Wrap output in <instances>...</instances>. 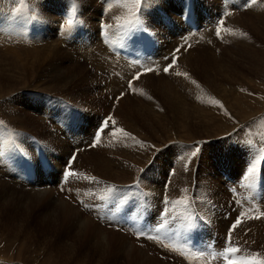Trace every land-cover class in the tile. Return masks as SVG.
<instances>
[{"label": "rangeland", "instance_id": "obj_1", "mask_svg": "<svg viewBox=\"0 0 264 264\" xmlns=\"http://www.w3.org/2000/svg\"><path fill=\"white\" fill-rule=\"evenodd\" d=\"M12 1H15V3ZM194 1V7H196V25L198 28L186 26V24L181 20V14H186L185 0H147L146 4L149 6L143 3L141 6H139L138 9L133 6V0H4L7 5L0 8V23L3 27H9L12 30L15 29L18 32L19 36H30L32 37V40L37 42L30 43L27 48L33 47V49H41L44 48L45 45H47L49 42L57 40L64 43L61 46L65 51L69 49L77 52L76 48L70 46L69 44L74 45L81 43L82 41H86L87 33H91L90 41L94 42L97 37L100 38V24L106 29H112L116 25L123 24V22L128 19L141 21L144 25L143 28L132 29L131 31L126 30V36L136 32L149 33V29L151 33V41L153 42V44H155L149 48L150 53L148 54L149 56L147 55L148 64L143 62L140 66L132 63V65H135L136 67H138V69L135 72L130 73L128 75V78L125 77V74H123V79H125L124 82L126 86L125 92H127L126 84L128 82V79L131 76L133 78V76L137 73H141L140 77L145 76L141 79H145L148 84H140L138 88H135L133 82V91L130 94H126L119 101L112 99L115 97H119L120 95L116 96V94H113V91L115 90V84L111 85V82L114 81L111 75H106V71H104L100 66L98 67V73H96L97 68L94 63L89 62L90 60L83 61L85 57L83 56L82 58L81 55L79 56V59L82 58L81 64L83 66V70L88 74L96 75V79L94 81H91L88 78V82H84L85 79L82 76H78L80 77L79 79L77 75V79H74V75L77 73L72 72L70 69L74 65V62L69 59H61V61L56 62L54 66L57 69L58 73L62 74V81H55L56 71L52 70V65L44 64L43 67L39 66L35 68L36 74L32 80L31 76H29L26 83H32H30L28 87L10 94V96L5 99L14 101L17 98L18 101L24 103V106L20 102H13V104H18L20 107L24 108L26 107L25 109H27L28 111V117H31V115L32 117H34L35 115L36 118H40L41 120H43L42 123L46 121L47 126H49L50 128L49 132H47L44 129V126L41 124L43 131H41V133H38L34 130L24 128L19 123L20 118L18 117L16 118V122L18 123V125H15L13 122H11L9 126V122L0 120L3 121L2 132H6V129L9 126L11 128L10 132L15 136L9 137V139H7L0 146V200L2 201L3 197H7L8 202H11L7 207L11 209L13 207L17 210V214H6L2 212L4 222L3 224L6 225V229L0 227V234L3 236L6 233L7 236L9 234L14 237V231H10V229L14 227L15 229H17V231L22 228L23 232L32 231L33 234V237L30 236L31 238H29L28 240L22 238L24 234L20 233L21 238L16 239L17 241H15L14 247H10V251L12 250L11 252L14 254L13 257H18L19 255V257L22 258H35L34 260H39L42 259L44 255H46L45 253L49 250L51 251L50 254H54V256L56 257L59 256V259L61 258V263L63 260H69V264H77L76 260H83L85 257V260H90V257L94 256L92 260H96L97 262H99L98 264H104L105 262V264H126V258L124 256H121L119 253L114 252L112 246L113 242H111L110 238L111 235L107 232L114 230L118 233L121 231L127 233L130 237L129 238L124 234L127 237V241L131 243L132 241H134L136 246L140 249L147 250L148 248H151L154 251L157 250L156 252H158L159 255L151 251L155 255L153 260H159L163 262V258H161L160 256L162 254V256L174 260L177 264H210L209 261V263L206 262V259H195L191 262L183 261L179 259V256H175L176 253L174 251H171L170 249L166 250L165 246H158L145 239H136L125 229L119 228V226L116 227L113 224H111V226L102 225L97 219L96 222H98L102 226L96 224L95 222L94 223L98 227L106 231L107 246L102 245L101 249L97 250L98 252L102 251V255H99L98 252L94 253L93 250L91 252L87 251L88 249L87 245L84 242V239L85 237L90 235L89 232L91 231V228L87 230V226H84V228L82 229L81 227H79V225L72 223L76 222L78 224V220L73 218L71 215L70 217L65 216L62 209L54 207L52 205L51 197L54 195L55 198H62L66 200V202L69 203V205L76 211L80 212L82 216H85L92 221L94 217L90 213H87V211H85V208L78 204L79 201H76L73 197L80 196L79 199H82L84 201V204L94 206V203L91 201V199L95 195L94 192L96 191V194H100L99 196H101L103 193H108V191L105 190H108V188L112 185H116V183L123 185L120 190V194H122V192L126 189V184L136 183L137 181H140V185H143L148 191L153 201L156 212L158 210L159 213L164 207L162 201L164 198L163 194H165L164 184L166 182H168V189L166 194L171 200L172 198L178 199L183 195H187L189 197L192 193L195 197L196 204L200 205V203H204L207 200V204L209 209L211 210L212 216L207 209L205 214L207 215L208 219L206 220L207 225H204V228L210 232H217L219 235H221L220 237L223 239L222 244L225 241H228L229 231H227V228H230L241 211H245L244 207L249 210V215L253 213L252 210L248 208L249 203L246 202L244 206L240 205L243 203V201H240L238 199L235 200V197L229 191V187L230 185H236L234 187H238V184H235V179L237 173L244 167L243 161L248 167L250 162H252L253 160V155L249 154L246 149H241L240 147H238V142L245 138H248L253 142L258 143L260 136H264V65H260L259 56L254 54V59L256 64L258 63V67L254 70V72H251L249 70L250 64L246 61V58H250L249 55L246 54L244 57V54L238 49L236 50L234 47H230V44H224V29H227L225 25L228 21H230L228 22L230 23V27L228 23L227 25L229 28L228 30H230L229 32H232L231 27L235 28L236 19L239 16L244 17V13H252L251 11L253 9L254 17L257 13V18L255 17V23L259 27H257L256 24L253 29H251L250 27H246L244 28V33L247 31V36L252 38L254 37V40L257 38L258 40L256 39L255 42L262 44V52H264V40H262L264 39L262 38L264 37V33L259 34V32H264V28H261V24L259 23V14L261 17H264V0H257L255 4H252L251 0ZM12 3L14 5H12ZM256 6L258 9L259 6H261L262 12H256L254 9L256 8ZM28 14L31 20H28ZM232 16L234 17L232 18ZM230 17L232 20H230ZM69 18H74V20L80 18L81 20H79L82 21L83 25H85L86 27L75 26V28L79 31H76L75 34L71 37L69 33V26L66 24V21ZM221 21H223V24L220 23ZM62 25L64 26L62 27ZM84 28L85 31L83 32L82 30ZM218 28L221 29L219 36H217L216 34ZM121 29L122 28L118 27L117 32L115 33L116 36L114 35L113 39H117L120 37ZM249 30L251 31V33L249 32ZM249 34L252 36H250ZM3 35L4 34H2V39L5 41V39H7V36L4 35V39ZM38 40H43L44 42H38ZM66 40L69 41V44H65L67 42ZM79 40H81V42H79ZM5 43L7 44L6 41ZM23 43L24 42L13 40L12 47L15 48V45L21 46L23 45ZM222 45L226 46L224 47L226 49V53L224 55H222V50L224 49ZM178 46L180 47V51L174 52V49H176ZM0 48V55L2 58H4L6 55L3 53H6L4 52L6 50L2 49V45H0ZM184 48L187 50H185ZM18 49L22 50V48ZM82 49H84V47ZM92 50L95 54L98 55L100 61H106V59L108 58V53L105 52L104 54L103 51H101V53L97 52L99 50H96L94 48H92ZM183 50L187 52H183ZM190 50H193L192 55H196V57L200 60L206 59L203 63H206L204 67H207L209 73L202 70V68H204L202 65H198L199 67L196 68L200 72H197V70L194 69L195 65L193 66L192 70L197 74L195 78V91L197 92L193 91L192 89H187L186 91L191 92L187 93L186 95L176 87H174L173 93H176V98L179 99L180 102L184 103V116L182 113L178 116H175L168 109L166 102L159 96V94L156 93L157 91L154 89V87L152 85H149L152 80H159L161 77L166 78V74H163L162 76L157 75L163 71V68L159 70L154 69V71L150 73H144L143 70L146 68H151L152 66L150 65L155 63L154 60H158L163 57L161 56L162 54H164L165 56L167 52H171L172 56L176 57V63H174L172 69L174 70L178 65V62H180L179 60L182 55H186L183 57L184 59H186V53H188ZM180 52L181 55L179 56ZM202 52H204V54H202ZM78 54L80 53L78 52ZM207 54L212 58V61H209L205 57ZM29 59L31 62L36 61L35 58L29 57ZM78 62L79 61H77V63ZM91 64L93 65V67H91ZM245 67H247V69ZM99 68H101V70H99ZM5 72L10 76L15 72H19V78L16 79H22V77L26 73V71L24 70H6ZM260 72L262 74H260ZM200 73L202 75H200ZM105 75L108 78L107 81H105L106 79L103 78ZM81 80L83 82H81ZM253 81L256 82L254 83ZM258 82L261 84H259ZM55 83L56 85H54ZM22 85L23 83L20 84V86ZM178 85L180 84L178 83ZM36 86H39L40 88L44 87L45 90H40ZM48 86L51 89L49 90L50 92L46 89ZM105 88L109 90H106ZM148 90L151 92H149ZM194 92L196 93V98L201 100L191 99V95H193ZM201 92H207L206 95L212 98V104L210 103L212 107H217L214 106L213 102L215 100H219L223 104V108L218 107L217 110H214L210 108L211 105H205L202 101V97L200 98L199 96ZM37 93H43L46 97V102H44L42 106H39L37 100L34 98ZM229 94L230 96H228ZM55 95L66 97L67 101L79 106L82 110L81 117L77 121H75V119L67 118L66 113L63 110H61L60 112H56V106H60L59 104H56L54 106L53 111H51L49 108L47 109L45 105H48L50 96ZM101 95H103L104 98H102ZM235 96L236 98H234ZM256 96L261 97L259 99H255ZM100 97L104 104L100 100ZM172 97L174 98V95ZM127 98H129L127 104H123L127 113L124 115L122 114V112L121 114L117 115L116 110L122 107V101L126 102L125 99ZM238 99L242 103H235V100ZM252 100L254 103L252 102ZM198 101H201L200 105ZM223 101H225L224 103L226 104H224ZM111 102L112 111H109V113H107V116L111 115L113 117V120L115 121V128H123L125 131L131 133L132 137H135V140L139 139L140 141L147 142L148 145H155L157 149H161L159 153H155L153 149L147 147L140 149V147L136 145L135 140L132 139V137L124 138L123 136H121L122 134L120 135L119 133H117L118 135H114L115 139H118L119 141L121 140V142L125 143L120 147V150L117 149V147V151L115 149H112L111 145L110 147L105 148L103 147L101 140L103 139V137H109V135H113L111 131L109 132V130L106 129L104 130V132H107V136L103 133L102 137L100 138V143L97 146L91 147V151H84L78 154V147L85 146L83 148H86L87 146L82 145V141L85 139V137H90L89 133L84 134L82 132L89 131L92 132V135L94 134L97 126L101 123L102 118L107 117L105 113L107 111L105 108L109 106ZM31 104L33 105L31 106ZM97 105L103 106L98 107ZM206 106H208V108ZM229 106L231 107L229 108ZM15 108L18 109V106H16ZM247 108L248 110H246L245 114L243 110ZM104 109L105 112H103ZM225 111H229L235 119H233V117H231L230 115L231 119H233L231 120L229 115H225ZM21 113H19L18 115L22 116L23 118L24 114ZM44 113H49V117L45 118L43 116ZM18 126L23 127V129L19 128ZM72 126L74 128L69 130V127L72 128ZM224 127L227 128L224 129ZM233 129H240V131L231 136H228L229 133H233ZM50 131L53 132L52 134L56 136H58L57 134H59L60 138H58L62 141V147L61 144L53 138V136L50 134ZM66 131L71 132L66 133ZM174 132H176L177 135ZM179 132H186L185 135L191 134L192 139L190 141L179 139ZM213 132H216L217 135H213ZM32 134L38 136V138L42 142L49 145L45 150V153L52 164V169L49 172H44L40 168L38 161L34 155L33 147L30 144L32 140L28 142L26 138L31 136ZM82 134H84L85 137ZM140 136L142 138H140ZM72 138L74 140H72ZM13 141L15 143H13ZM91 141V143H89V139H86L84 141V144L92 145L94 139H92ZM132 141L134 142V144ZM197 141H203L206 143L202 144L198 158H192L191 162L189 163V154L193 150L191 146L194 145ZM79 142H81V144ZM186 145L190 147H187ZM17 147L24 150V152L31 159L32 166L35 167L33 168L34 178L30 182L19 181L9 175V172H12L17 166V163L14 164V160L12 159L14 156L18 155L21 152L17 150ZM182 148L185 149L186 153L185 151L183 152L184 149ZM127 149L128 152L126 151ZM97 152L103 155L105 161L112 167L113 170L117 171L116 173H113L112 171H106L105 174H101L99 164L96 163L92 159V157L88 160H84V158H82L83 154H85V156L86 154L95 155ZM71 155L75 156L73 166L76 171L78 170L80 173H83L85 175L95 176L97 177L98 181L102 182L96 184L90 182L92 186V193L91 189L87 187V182L84 181L85 183H83L82 181H80V179L74 180L69 183V185L71 186V190H73V192L70 190L71 194L70 192H68L69 195L67 194L66 186H64L63 192L60 190L61 186L63 185L61 182V175L63 173L65 165L67 164L68 158ZM77 155H79L81 159L76 162ZM260 158H262V155L257 154L256 160L258 161V159ZM82 161L83 165L80 166V163ZM150 161H152L151 164L149 163ZM183 162L187 164V170H180L181 177L175 178L174 176L176 174L178 175L177 171L180 167H182ZM173 167L175 168L174 173L169 175V172ZM142 168L145 169L143 173H141L140 171V169ZM229 169L231 170V174L233 175L232 178L234 179H229L228 176H226V174H229ZM182 174H185V176H187L185 177ZM203 174L205 178L208 177L209 181L212 182V184L215 182L213 180H210V177L212 176V178L217 179L218 185H215L219 188L218 190L222 194L221 198L215 199V196L211 194V187L210 185L209 187L206 186ZM48 176L53 177V181L51 184L50 180L47 179ZM182 176L184 178L190 179L189 181L185 180L186 184L183 187V189H188L187 193H183L181 191L182 188H180L179 186L182 184L181 181L184 179ZM78 182L83 183V186L85 187L84 189L81 188L83 191H81L80 187L75 186ZM195 183L196 186L193 189V184ZM153 185L155 187H153ZM174 187H178L182 193H180L178 189ZM158 189L160 190L158 191ZM161 189L163 190L161 191ZM46 190L51 191L52 193H48L41 200L35 198L36 195L38 197V195L40 194L39 192ZM176 192L178 193L176 194ZM220 193L218 192L217 195L220 196ZM177 195H179V197ZM99 196H95L94 199L98 198ZM236 201H239L241 203L238 204L236 203ZM104 205L105 204L102 203V206ZM94 208L97 209L96 207ZM214 216L217 219L216 229L213 226V224L215 223ZM222 222L226 226V228L224 229L217 225L220 223L222 225ZM40 223L43 224V226ZM261 223H264V220H260L256 224L244 223L242 225L243 232L241 231V227H239L236 231L232 232L231 238L236 240L238 238L240 240L241 236L243 239L250 243H244L241 242V240L237 241L240 243H244L245 249L247 247H251L253 253H258L260 257L261 254H264V226L259 225L261 227V230L259 232H255L254 228ZM49 225H55V227H50ZM239 231H241L242 233H238ZM12 240L13 239L11 238L5 241L0 240V245H2L0 246V249L5 244L8 246L12 242ZM61 242H63L64 245H71V257H65L64 259L59 254L57 256L58 252L55 248L56 246L60 245ZM148 243L154 245V247H150ZM224 245H226V243H224ZM20 248H23L24 250H19ZM136 251L139 250L136 249L135 252ZM82 253H85L86 255ZM146 254L148 255L147 251ZM159 256L160 258H158ZM0 262L3 264H14L15 261L13 262L6 258L0 257ZM166 264L171 263L168 262Z\"/></svg>", "mask_w": 264, "mask_h": 264}, {"label": "bare ground", "instance_id": "obj_2", "mask_svg": "<svg viewBox=\"0 0 264 264\" xmlns=\"http://www.w3.org/2000/svg\"><path fill=\"white\" fill-rule=\"evenodd\" d=\"M12 2H14L15 3V1H12ZM146 4V3H145ZM144 4V5H145ZM149 4V3H148ZM7 5V3H5L4 2V0H0V8H2V7H4V6H6ZM12 5H14L13 3H12ZM26 5V4H25ZM123 5V4H122ZM147 5V4H146ZM154 5V4H153ZM8 6H9V4H8ZM147 6H149V5H147ZM152 6V5H151ZM125 7V6H124ZM154 7V6H153ZM16 8V7H15ZM129 9V8H128ZM255 9V11L257 12H262V10H261V6H259V9L257 8V6H256V8H254ZM1 10V9H0ZM27 10V9H26ZM3 11H4V9H3ZM245 11V10H244ZM248 11H251V10H248ZM146 12V11H145ZM149 12V11H148ZM239 12H240V10H239ZM238 12V13H239ZM247 12V11H246ZM252 13H250V12H248V13H244V17H238L237 19H236V26H235V28H233V27H231V29H232V32L233 31H236V32H244V28H246V27H250L251 29H253V27L255 26V21H256V19H255V17L257 18V13L255 14V17L253 16L254 15V12H253V9H252V11H251ZM5 14V13H4ZM240 14H241V12H240ZM234 15V14H233ZM238 15V14H237ZM117 16V15H116ZM242 16H243V14H242ZM107 17V16H106ZM127 17V16H126ZM234 16H232V18H233ZM27 18H28V20H31V18L29 17V14L27 15ZM122 18V17H121ZM229 18V17H228ZM259 18H260V20H259V23L261 24L260 25V27L261 28H264V17H261L260 16V14H259ZM226 19V18H225ZM110 20V19H109ZM229 20V19H228ZM227 20V21H228ZM230 20H232L231 19V17H230ZM10 22H11V20H10ZM228 22H230V21H228ZM227 22V23H228ZM232 22V21H231ZM227 23H226V27H227V29H229L228 28V25H227ZM234 23V22H233ZM232 23V24H233ZM258 23V24H259ZM229 24V27H230V23H228ZM11 25V24H10ZM14 25V24H13ZM257 25V24H256ZM257 27H259L258 25H257ZM226 29V28H225ZM259 29V28H258ZM194 30H196V29H194ZM28 31V30H27ZM259 31H261V30H259ZM224 32H225V34H224V37H225V39H224V44H230V47H234L236 50L238 49L239 51H241L243 54H244V57H245V55L247 54V55H249V57L250 58H246V61L250 64V71L251 72H254V70L255 69H257V64H256V62H255V59H254V54H256V55H258L259 56V61H260V65L262 66V64L264 65V52H262V44H259V43H256L255 41H256V39L254 40V37L252 38V37H249V36H240L239 34H237V35H232L231 34V32H229V31H225L224 30ZM249 32L251 33V31L249 30ZM245 33H247V31L245 32ZM264 32H259V34H263ZM2 34H4V35H6L7 36V39H5V36H4V39H5V41L7 42V44H9V45H7L6 43H5V41L2 39ZM257 34V33H256ZM250 35V34H249ZM116 36V35H115ZM250 36H252V35H250ZM260 36V35H259ZM264 36V35H263ZM32 37H30V36H19V34H18V32L14 29V30H12L11 28H9V27H3L2 25H1V23H0V42H1V44L0 45H2V49H5L6 51H4V52H6V53H3V54H5L6 56L4 57V58H2L1 57V55H0V120H3V121H7V122H9V126H10V124H11V122H13L15 125H18V123L16 122L17 120H16V118L18 117V118H20V120H19V123L24 127V128H27V129H31V130H34V131H36V132H38V133H41V131H43L42 129V125L44 126V129L47 131V132H49V130H50V128H49V126H47V122L45 121L44 123H42L43 122V120H41L40 118H36V116L34 115V117H32V115H31V117H28V114H27V109H25L24 107H20L18 104H13V102H17V103H19L20 101H18V99L16 98L14 101H12V100H10V99H8V100H5L7 97H9L10 96V94H12V93H14V92H16V91H18V90H21V89H25L26 87H28L29 86V84L30 83H32V82H28V83H26V81L28 80V78H29V76H31V80L35 77V74H36V70H35V68L36 67H39V66H44V64H49V65H52V70H55L56 71V75H55V81H58V80H63V76H62V74L61 73H58V71H57V69L55 68V66H54V64L56 63V62H60L61 61V59L62 60H64V59H69V60H71L72 62H74L73 64V66L70 68L71 69V71L72 72H76L77 74H75L74 75V79H77V77L78 76H82L84 79H85V81L84 82H86L87 80H88V78L91 80V81H94L95 79H96V75H92V74H88V73H86V72H84V70H83V66H82V64H81V62H82V58H83V56L85 57L84 59H83V61L84 60H86V61H89V62H91V63H94V65L96 66V68H97V70H96V73H98V67L100 66L104 71H106V75H108V76H110L111 75V77L113 78V82H111V85H113V84H115V90L113 91V94L115 95L116 94V96L118 95H120L122 92H125V89H126V86H125V82H124V80L125 79H123V74H125V77H127L128 78V75L130 74V73H133V72H135L137 69H138V67H136L135 65H132V63L130 62V61H127V60H124V59H122V58H118V57H116L113 53H111L108 49H107V47H105L103 44V42H102V40H100V38L99 37H97L96 39H95V41L94 42H92V41H89V42H87L86 43V41H82L81 43H78V44H74V45H72V44H69V41H67L65 44H69L70 46H72V47H74V48H76V50H77V52H75V51H72V50H64L63 49V47L61 46L62 44H64L63 42H60V41H57V40H53V42L51 41V42H49L47 45H45V47L44 48H41V49H39V48H37V49H33V47H31V48H27V46L30 44V43H34L35 41L34 40H32L31 39ZM262 38H264V37H262ZM34 39V38H33ZM118 39V38H117ZM216 39V38H215ZM13 40H15V41H21V42H24L23 43V45H21V46H17V45H15V48L14 47H12L13 46ZM114 40H116V39H114ZM258 40V39H257ZM262 40H264V39H262ZM41 42H44L43 40H40ZM39 40H38V42H40ZM259 42H260V40H259ZM35 43H37V42H35ZM205 43V42H204ZM262 43V42H261ZM174 44V43H173ZM189 44V43H188ZM202 44V43H201ZM206 44V43H205ZM264 44V43H263ZM153 45H155V44H153ZM182 46V45H181ZM212 46V45H211ZM220 46V45H219ZM84 47V49H82ZM222 47L224 48V47H226V46H223L222 45ZM18 48H22V50H20V49H18ZM92 48H94V49H96V50H99V51H97V52H100L101 53V51H103L104 52V54H105V52L106 53H108L109 55H108V58L106 59V61H100V59H99V57H98V55L97 54H95L94 52H93V50H92ZM183 48V47H182ZM1 49V48H0ZM185 49V48H184ZM24 50V51H23ZM185 50H187V49H185ZM210 50V49H209ZM1 51V50H0ZM181 51H182V49H181ZM223 52H222V55H224L225 53H226V49L224 48L223 50H222ZM78 52L80 53V54H78ZM183 52H187V51H184L183 50ZM205 52V51H204ZM204 52H202V54H204ZM1 53V52H0ZM24 53V54H23ZM220 53V52H219ZM2 54V55H3ZM103 54V53H102ZM183 54H185V53H183ZM187 54V57H186V59H184L183 57L184 56H186V55H182V57L180 58V62H178V65L176 66V68L174 69V70H170L171 72H172V74L170 75V76H167L168 74H166V78H163V77H161L159 80H152L151 81V83H149V85H152L153 87H154V89L157 91L156 93L157 94H159V96L166 102V104H167V106H168V109L170 110V112H172L173 113V115H175V116H178L179 114H183V116H184V110H183V108H184V103L183 102H180V100L179 99H177L176 98V93H173L174 92V87H176L178 90H180L183 94H186L187 95V93H190V92H188V91H186L187 89H192L193 91H195V85L196 84H193L192 83V81L193 80H195V78H196V76H197V74H196V72H194L192 69H193V66L195 65V68L194 69H196V68H198L199 66L198 65H202L203 67H204V65L206 64V63H203L204 62V60H206V59H199V58H197L196 57V55H192L193 54V50H190L188 53H186ZM242 54V55H243ZM24 55H26V56H24ZM81 55V59H79V56ZM181 55V52L179 53V56ZM161 56H163V57H161L160 59H158V60H154V62L155 63H153V64H151L150 66H152L151 68H153V69H161V68H163V67H165V66H167V64H169V63H171L172 62V60H171V57H172V53L171 52H167L166 53V55L164 56V54H162ZM29 57H31V58H35L36 59V61L35 62H31L30 61V59H29ZM165 57H169V59L168 60H166L165 59ZM209 61H212V58L210 57V56H208V54L205 56ZM224 58V57H223ZM147 59L148 58H145V61H144V63H146V64H148V61H147ZM66 61H68V60H66ZM77 61H79L78 63H77ZM176 63V62H175ZM91 67H93V65L91 64ZM201 67V66H200ZM101 68H99V70H101ZM246 69H247V67H245ZM6 70H11V71H16V70H24V71H26V73L24 74V76L22 77V79H16V78H19V72H15L13 75H9L8 73H6L5 71ZM197 70V72L199 71L198 69H196ZM202 70H204L205 72L207 71V73H209L208 72V69H207V67H204V68H202ZM201 70V71H202ZM220 70V69H219ZM176 71H180V72H187L188 74H189V77L188 78H183V77H178V76H176L175 75V72ZM216 71V70H215ZM61 72H62V70H61ZM82 72V73H81ZM200 72V71H199ZM203 72V71H202ZM207 73H203V74H207ZM163 74H165L163 71L161 72V73H159V74H157L158 76H162ZM260 74H262L261 72H260ZM76 75H77V77H76ZM106 75L103 77L104 79H106L105 81H107L108 80V78L106 77ZM200 75H202L201 73H200ZM264 75V74H263ZM262 75V76H263ZM115 76V77H114ZM206 76H208V75H206ZM145 76H143V77H140V79L137 81V80H134L133 82H134V87L135 88H138L139 86H140V84H145V83H147L146 82V80L145 79H141V78H144ZM259 77H260V75H259ZM79 79H80V77H78ZM115 78V79H114ZM209 78H210V76H209ZM258 78V77H257ZM64 79H65V77H64ZM132 79V76L128 79V81L129 80H131ZM261 79V78H260ZM264 79V78H263ZM30 80V81H31ZM61 80V81H62ZM200 80V79H199ZM38 81V80H37ZM112 81V80H111ZM43 82V81H42ZM41 82V83H42ZM81 82H83L82 80H81ZM88 82V81H87ZM90 82V81H89ZM254 82V81H253ZM256 82V81H255ZM254 82V83H255ZM23 83V85L22 86H20V84H22ZM25 83V84H24ZM178 83L180 84V85H178ZM259 83V82H258ZM88 84V83H87ZM148 84V83H147ZM259 84H261V83H259ZM54 85H56V83L54 84ZM127 85V84H126ZM204 85V84H203ZM203 85H201V86H203ZM209 85V84H208ZM212 85H213V82H212ZM20 86V87H19ZM260 86V85H259ZM31 87V86H30ZM36 87H38L40 90H45L44 89V87H42V88H40L39 86H36ZM112 88V87H111ZM205 88H206V86H205ZM47 89V91H49V90H51L50 88H49V86L46 88ZM106 90H109V89H107V88H105ZM139 90V89H138ZM231 90V89H230ZM149 91V90H148ZM211 91V90H210ZM50 92V91H49ZM102 92H104V91H102ZM101 92V93H102ZM149 92H151V91H149ZM195 92H197V91H195ZM194 92V94L193 95H191V99H197V100H201V99H198V98H196V93ZM232 92V91H231ZM235 92V91H234ZM233 92V93H234ZM237 92H238V90H237ZM240 92V91H239ZM243 92V91H242ZM245 92V91H244ZM207 93V92H206ZM206 93H204V92H201V94L199 95L200 96V98L202 97V101L204 102V104L205 105H211L212 103H211V100H212V98H210V97H208L207 95H206ZM232 93V94H233ZM43 94V93H42ZM113 95V96H114ZM174 95V98L172 97ZM257 95V94H256ZM264 95V94H263ZM179 96V95H178ZM210 96V95H209ZM228 96H230V94L228 95ZM262 96V95H261ZM260 96V97H261ZM21 97V96H20ZM101 97L102 98H104L103 97V95H101ZM101 97H100V100H101ZM198 97V96H197ZM215 97V96H214ZM260 97H257L256 96V98L255 99H259ZM24 98V97H23ZM45 95L43 94V95H40V96H37V97H35V99L37 100V102H38V105L39 106H42V104L44 103V102H46V100H45ZM225 98V97H224ZM234 98H236V96L234 97ZM32 99V98H31ZM107 99H108V97H107ZM113 100H114V98H112ZM128 99L129 98H127V99H125V101L126 102H124V101H122V103H121V108L120 109H117L116 110V114L117 115H119V114H121L122 112V114H126L127 112H126V110H125V108H124V106H123V104L124 105H126L127 104V101H128ZM228 99V98H227ZM241 99V98H240ZM48 100V99H47ZM196 100V101H197ZM223 100V99H222ZM234 100V99H233ZM102 101V100H101ZM109 101V100H108ZM195 101V102H196ZM31 102V101H30ZM103 102V101H102ZM189 102V101H188ZM199 102V105H200V103H201V101H198ZM225 101H223V103H224ZM252 102H253V100H252ZM257 102H259V101H257ZM21 103V102H20ZM194 103V102H193ZM211 103V104H210ZM235 103H237V104H239V103H242V102H240L239 101V99L238 100H235ZM249 103V102H248ZM254 103V102H253ZM261 103V102H260ZM23 106H24V103H21ZM100 104V103H99ZM103 104H104V102H103ZM196 104V103H195ZM224 104H226V103H224ZM256 104V103H255ZM262 104V103H261ZM33 104H31V106H32ZM230 105V104H229ZM264 105V104H263ZM16 106H18V109L17 108H15ZM29 106V105H28ZM98 106V105H97ZM100 106V105H99ZM98 106V107H99ZM101 106H103V105H101ZM100 106V107H101ZM37 107V106H36ZM202 107V106H201ZM207 108H208V106H206ZM210 107V106H209ZM231 106H229V108H230ZM30 108V107H29ZM105 108V107H104ZM210 108H212V109H214V110H217L218 109V107H212V105H211V107ZM234 108V107H233ZM102 109H103V107H102ZM105 109H106V111L107 112H105ZM104 109V111L103 112H105L106 113V116H107V113H109V111L111 112L112 111V102L109 104V106H107L106 108ZM240 109V108H239ZM258 109V108H257ZM29 110V109H28ZM203 110V109H202ZM228 110H231V109H228ZM246 110H248V108L247 109H244L243 111H244V113L246 114ZM31 111V110H30ZM250 111V110H249ZM23 113L24 114V117L22 118V116H20V115H18L19 113ZM216 112V111H215ZM252 112V111H251ZM21 113V114H22ZM227 113H229L230 115H231V117H233L232 116V114L229 112V111H227ZM254 113V112H253ZM256 113V112H255ZM221 114V113H220ZM105 115V114H104ZM128 115V114H127ZM172 115V114H171ZM238 117V116H237ZM243 117V116H242ZM174 118V117H173ZM213 118V117H212ZM226 118V117H225ZM224 118V119H225ZM229 118V117H228ZM214 119V118H213ZM231 119V118H230ZM233 119H235L234 117H233ZM233 119H231V120H233ZM118 120V119H117ZM120 121V120H119ZM17 124H16V123ZM231 122V121H230ZM241 122V121H240ZM12 123V124H13ZM238 123H239V121H238ZM243 123V122H242ZM19 124V125H20ZM42 124V125H41ZM50 124V123H49ZM14 125V126H15ZM214 125V124H213ZM7 127V129H6V132H2L3 131V126L1 125L0 126V146L7 140V139H9V137H15L14 135H12V133L10 132V127ZM12 126V125H11ZM187 126V125H186ZM227 126V125H226ZM229 126V125H228ZM262 126V125H261ZM19 127V126H18ZM23 127H19V128H22L23 129ZM54 127V126H53ZM96 127V126H95ZM234 127V126H233ZM222 128V127H221ZM227 128V127H226ZM225 127H224V129H226ZM84 130H85V128H84ZM216 131H219V130H216ZM51 132V131H50ZM69 132H71V131H69ZM110 132V131H109ZM53 132H51L50 134L53 136V138L56 140V141H58L60 144H61V147H62V141L59 139L60 138V136H59V134H57L58 136H56V135H54V134H52ZM82 133H89V138L88 137H85V135L84 134H82L84 137H85V139L82 141L83 142V144L82 145H87L86 146V148H83V147H85V146H82V147H78V154L80 153V152H84V151H91L92 149H91V147H90V145L91 144H84V141L87 139H89V143H91L92 141V139H93V135L91 134L92 132H89V131H87V132H82ZM106 136H107V132H103ZM172 133V132H171ZM175 134H176V132H174ZM120 134V133H119ZM140 134V133H139ZM179 135V139H183V140H187V141H190L191 139H192V136H191V134H188V135H185L186 134V132H179L178 133ZM214 134H216L217 135V133L216 132H213V135ZM109 135V134H108ZM118 135V134H117ZM121 135V134H120ZM177 135V134H176ZM193 135V134H192ZM206 135V134H205ZM122 136V135H121ZM173 136V135H172ZM6 137V138H5ZM59 137V138H58ZM76 137V136H75ZM120 137V136H119ZM139 138V137H138ZM140 138H142L141 136H140ZM148 138V137H147ZM202 139V138H201ZM72 140H74L73 138H72ZM137 140H139V139H137ZM171 140V139H170ZM172 140H173V138H172ZM171 140V141H172ZM206 140V139H205ZM78 141V140H77ZM91 141V142H90ZM102 141V144H103V147H105V148H107V147H110V145H111V147H112V149H115L116 150V147H117V149H119L120 150V147L121 146H123V144H125L124 142H121V140L119 141L118 139H115V136L114 135H112V136H110L109 135V137H103V139L101 140ZM72 142V141H71ZM74 142V141H73ZM133 142V141H132ZM175 142V141H174ZM44 143V142H43ZM80 144H81V142H79ZM86 143H88V142H86ZM99 143H100V141H99ZM75 144V143H74ZM80 144H77V145H80ZM133 144H134V142H133ZM44 145H45V150H46V148L49 146L48 144H46V143H44ZM98 145V144H97ZM96 145V146H97ZM136 146V145H135ZM135 148V147H134ZM141 149V148H140ZM143 149V148H142ZM181 149V148H180ZM182 149H184V148H182ZM125 150V149H124ZM6 151H8V150H6ZM117 151V150H116ZM127 152H128V149L126 150ZM140 151V150H139ZM142 151V150H141ZM185 151V149L183 150V152ZM120 152V151H119ZM126 153V152H125ZM142 153V152H141ZM185 153H186V151H185ZM115 154V153H114ZM128 155V154H127ZM190 155V154H189ZM217 155V154H216ZM143 156V155H142ZM146 156V155H145ZM149 156H150V154H149ZM148 156V157H149ZM214 156H215V154H214ZM219 156V155H218ZM92 157V159L96 162V163H98L99 164V166H100V173L101 174H105L106 173V171H112L113 173H116L117 171H115V170H113L112 169V167L105 161V159H104V157H103V155L101 154V153H99V152H97L95 155H92V154H86V156H85V154H83V157L82 158H84V160H88V159H90ZM127 157V156H126ZM129 157V156H128ZM139 158H141V157H139ZM150 158V157H149ZM223 158V157H222ZM221 158V159H222ZM79 159H81L80 158V156L79 155H77V157H76V162L79 160ZM126 159V158H125ZM134 159V158H133ZM220 160V159H219ZM134 161V160H133ZM132 161V162H133ZM144 161H145V159H144ZM148 161V160H147ZM127 162V161H126ZM130 162V161H129ZM128 163V162H127ZM143 163V162H142ZM132 164V163H131ZM5 165V164H4ZM8 165V164H7ZM83 165V161L80 163V166H82ZM129 165V164H128ZM187 164H185V162H183L182 163V167H180L179 168V170L177 171L178 172V175L176 174L174 177L175 178H177V177H181V175H180V170H184L185 169V166H186ZM125 166H127V165H125ZM125 166H124V168H125ZM132 166V165H131ZM134 166V165H133ZM236 167V166H235ZM35 168V167H34ZM127 168V167H126ZM237 168V167H236ZM131 169V168H130ZM189 169V168H188ZM129 170V169H128ZM190 170V169H189ZM189 170H188V172H189ZM78 171V170H77ZM129 172V171H128ZM132 172V171H131ZM185 172V171H184ZM187 172V171H186ZM10 173V172H9ZM78 173L79 174H81L79 171H78ZM133 173H134V171H133ZM167 173V172H166ZM182 173V172H181ZM188 174V173H187ZM182 175H184L185 176V174H182ZM189 175V174H188ZM62 176V175H61ZM187 176V175H186ZM185 176V177H186ZM183 177V176H182ZM188 177H190V176H188ZM1 178V177H0ZM184 178V177H183ZM203 178H204V181H205V184H206V186L207 187H209V185H210V187H211V189H213V190H211L210 189V191H211V194H213L214 196H215V199H219V198H221V196H222V194L220 193V191L218 190L219 188L215 185V184H217V179L216 178H212V176L210 177V180H213L215 183H213L212 184V182H210L209 181V179H208V177L207 178H205L204 177V174H203ZM47 179H49L50 180V184L52 183V181H53V177H51V176H48L47 177ZM164 179V178H163ZM198 179H199V177H198ZM182 180V179H181ZM185 180H187V181H189L190 179H187V178H184L181 182H182V187H181V185H179L180 186V188H182L183 189V187L185 186V184H186V182H185ZM192 180V179H191ZM80 181H82L83 183H85L84 181H86V180H84V179H80ZM194 181V180H193ZM82 182H78V183H76V185L75 186H78V187H80V189L81 188H85L84 186H83V183ZM191 182V181H190ZM1 183V182H0ZM132 184V183H131ZM143 184V183H142ZM156 184V183H155ZM162 184V183H161ZM173 184H175V183H173ZM49 185V184H48ZM165 185V184H164ZM218 185V184H217ZM175 186V185H174ZM87 187H89L90 188V186L88 185ZM153 187H155L154 185H153ZM160 187V186H159ZM165 187V186H164ZM173 187V186H172ZM76 188V187H75ZM152 188V187H151ZM171 188V187H170ZM174 188H176V187H174ZM87 189V188H86ZM153 189V188H152ZM173 189V188H172ZM176 189H178V191L180 192V193H182L180 190H179V188L177 187ZM175 189V190H176ZM154 190V189H153ZM157 190V189H156ZM160 189H158V191H159ZM163 189H161V191H162ZM174 190V189H173ZM172 190V191H173ZM72 192H73V190H71ZM81 191H83L82 189H81ZM105 191H108V190H105ZM78 192V191H77ZM156 192V191H155ZM220 193V196H218L217 195V193ZM40 194L38 195V197H37V195H36V197L35 198H37V199H39V200H41V199H43L48 193H52L51 191H48V190H46V191H41V192H39ZM109 193V192H108ZM157 193V192H156ZM163 193V192H162ZM178 192H176V194H177ZM179 193V194H180ZM64 194V193H63ZM70 194H71V192H70ZM105 193H103L101 196H103ZM172 194V193H171ZM170 194V195H171ZM51 195V194H50ZM53 195V194H52ZM163 195H165V194H163ZM209 195V194H208ZM72 196H73V194H72ZM176 196V195H175ZM178 197H179V195H177ZM83 197V196H82ZM64 198V197H63ZM83 198H85V197H83ZM93 198H95V195L93 196ZM93 198L91 199V201L93 202ZM86 199V198H85ZM202 199V198H201ZM236 200V199H235ZM263 200H264V197H263ZM263 200H260V202L257 204V207L256 208H254L253 206H251L250 204H249V207L248 208H250L251 210H252V214L251 215H258L259 214V212H261V211H264V201ZM51 201H52V205L54 206V207H58V208H60V209H62L63 211H64V214H65V216H69L70 217V215L73 217V218H75V219H77L78 220V224L76 223V222H72V223H75L76 225H79V227H81L82 229L84 228V226H87V230L89 229V228H91V231L89 232V234L92 236H90V235H88L87 237H85V239H84V242H85V244L87 245V251H92L93 250V252L94 253H97L98 251L97 250H100L101 249V246L102 245H106V231H104V229H102V228H100V227H98L96 224H98V225H100L98 222H96L97 220L95 219V218H93V222L91 221V220H89L88 218H86L85 216H82V214L80 213V212H78V211H76L73 207H71L70 205H69V203H67L66 202V200H64V199H62V198H55L54 197V195L51 197ZM69 201V200H68ZM201 201V200H200ZM11 202H8V198L7 197H3L2 198V201L0 200V227H2V228H4V229H6L5 228V226L6 225H4L3 223V216H2V212H4V213H6V214H17V210L16 209H14L13 207H12V209L11 208H8L7 206L10 204ZM241 203V202H240ZM245 203L246 202H244L243 203V205L245 206ZM194 204H196V203H194ZM197 206L199 205V204H196ZM158 206H160V205H158ZM161 206H162V204H161ZM158 208V207H157ZM209 210V212H210V214H211V210L209 209V207H208V204H207V200H206V202H204V203H200V205H199V210H200V212L202 213V216L203 217H205L206 219H208L207 218V215L205 214V212H206V210ZM244 209L245 210H247V211H249L246 207H244ZM75 217H74V216ZM206 215V216H205ZM87 216V215H86ZM211 216H212V214H211ZM214 218H215V223L213 224V226H214V228L216 229V221H217V219H216V217L214 216ZM70 220V219H69ZM72 220V219H71ZM260 220H264V218H262V219H255V220H252V219H246V218H244V220H243V222L241 223V225L240 226H238L234 231H236L239 227H241V231L243 232V224L244 223H248V224H256L258 221H260ZM74 221V220H73ZM96 224H95V223ZM232 223V222H231ZM41 224V223H40ZM42 226H43V224H41ZM57 225V224H56ZM218 226H220L221 228H226V226L224 225V223L222 222V225H221V223L220 224H217ZM259 225H263L264 226V223H261V224H258V226L257 227H255L254 228V231L255 232H259L260 230H261V227L259 226ZM50 227H55V225H49ZM100 226H102V225H100ZM107 226H109V225H107ZM212 226V227H213ZM225 226V227H224ZM78 228V227H77ZM220 229V228H219ZM228 230L227 231H229V228H227ZM78 230H80V229H78ZM10 231H14L13 233V235H14V237L12 236V235H9L8 234V236H7V234L5 233V235H1L0 234V240H7V239H13L12 240V242L7 246L6 244L0 249V257H2V258H6V259H8V260H11V261H15L14 262V264H69L70 263V261L69 260H63L62 261V263H61V258L59 259L58 257V254L60 255V256H62L64 259H65V257H71L72 256V254L70 253V251L72 250L71 249V245L70 246H68V245H64L63 244V242H61L60 243V245H58V246H56V251L58 252L57 253V256L58 257H56V256H54V254H50V252L51 251H47L45 254L46 255H44V257L42 258V259H39V260H34L35 258H31V259H27V258H22V257H19V255H18V257H13L14 256V254L10 251V247H14V244H15V241H17L16 239H18V238H21L20 237V233L21 234H24L23 236H22V238H24V239H28L29 240V238H31V237H33V234H32V231H26V232H23V230H22V228L20 229V230H18L17 231V229H15V227L14 228H11L10 229ZM219 231V230H218ZM241 231H239L238 233H240ZM111 236H110V238H111V242H113V249H114V252H117V253H119L121 256H124L125 258H126V260H127V263L126 264H166V263H168V262H170L171 264H177L174 260H172V259H168V258H166V257H164V256H162V254L160 255L161 256V258H163V262H161V261H159V260H153L154 259V257H155V255H154V253H156V254H158L159 255V253L158 252H156V251H154V250H152L151 248H148L147 250H144V249H140V248H138L137 246H136V244L134 243V241H132V240H130V241H132V243L131 242H128L127 241V237L125 236V235H127L128 236V234L127 233H125L124 231H121V232H115L114 230L113 231H107ZM241 232V233H242ZM125 234V235H124ZM237 235V234H236ZM239 235H241V234H239ZM31 236V237H30ZM221 236V235H220ZM219 236V239L221 240L222 238ZM238 236V235H237ZM236 236V237H237ZM8 237V238H7ZM69 237V236H68ZM75 237V236H74ZM96 237V238H95ZM129 237V236H128ZM130 238V237H129ZM223 240V239H222ZM237 240H239L238 238H237ZM240 240H241V242H244V243H250V242H248V241H246L245 239H243L241 236H240ZM239 240V241H240ZM249 240V239H248ZM24 241V240H23ZM148 241V240H147ZM2 243V242H1ZM153 243V242H152ZM25 244V243H24ZM76 244V243H75ZM149 245H150V247L151 246H153L154 247V245H152V244H150V243H148ZM155 244V243H154ZM0 246H2V245H0ZM107 246V245H106ZM159 246V245H158ZM152 247V248H153ZM163 247V246H162ZM46 248V247H45ZM52 248V247H51ZM77 248V247H76ZM142 248V247H141ZM251 248V247H250ZM31 249V248H30ZM136 249H138L139 251H136L135 252V250ZM165 249L166 250H169L170 248L168 247V248H166L165 247ZM19 250H24L23 248H20ZM116 250V251H115ZM141 250V251H140ZM18 251V250H17ZM30 251V250H29ZM87 251H85V252H87ZM142 251H144V252H142ZM146 251L148 252V255L146 254ZM154 252V253H152V252ZM13 252H14V250H13ZM28 252V251H27ZM76 252V251H75ZM29 253V252H28ZM64 253V254H63ZM99 253V255H102V251H99L98 252ZM82 254H84V255H86L85 253H82ZM88 254V253H87ZM163 254H164V252H163ZM170 254H174V253H170ZM115 256H116V254H115ZM160 256L158 257V258H160ZM175 256L176 257H178L179 256V259H181V260H183V261H186V262H191V261H193V260H195V259H192V260H187V259H184V258H182L181 257V255H179L178 253H176L175 254ZM82 257H84V256H82ZM93 257L94 256H92V257H90V260L88 259V260H85V258L82 260V259H80V260H76L77 261V264H98L99 262H97L96 260L94 261V260H92L93 259ZM261 257H264V254H261ZM119 258V257H118ZM152 258V259H151ZM78 259V258H77ZM96 259V258H95ZM97 259H98V257H97ZM23 260V261H22ZM120 260V259H119ZM197 260H204L203 258H202V256H200L199 258H197ZM117 261V260H116ZM104 262V261H103ZM102 263V262H101ZM106 263V262H105ZM104 263V264H105ZM181 263V262H180ZM0 264H3V263H1L0 262ZM113 264V263H112ZM210 264H216L215 262L214 263H210Z\"/></svg>", "mask_w": 264, "mask_h": 264}, {"label": "snow or ice", "instance_id": "obj_3", "mask_svg": "<svg viewBox=\"0 0 264 264\" xmlns=\"http://www.w3.org/2000/svg\"><path fill=\"white\" fill-rule=\"evenodd\" d=\"M147 0H133V6L136 7L137 9L139 8V6H141L143 3H146ZM257 2V0H251L252 4H255ZM118 19V18H117ZM221 24H223V21L220 22ZM66 24L69 26V28H71V26L74 25V20L69 18L66 21ZM138 25V20L134 21V19H128L125 20L123 22V24H119L117 25L120 28H124L126 30L131 31L132 29H135ZM64 25H62L63 27ZM225 31H230L228 29H224ZM220 31L221 29H217V36L220 35ZM232 35H237L239 34L240 36H246L247 33L244 32H236L233 31L231 32ZM180 51V47L178 46L176 49H174V52H179ZM166 60L169 59V57H165ZM172 62L167 64V66L163 67V72L165 74L171 75L172 72L170 70L173 69V65L176 61V57L172 56L171 57ZM154 69L153 68H147L145 69V72H153ZM141 73H137L133 76V78L131 80H129L127 82V92H122L120 94L119 97H115L114 99L116 101H119L120 99H122L126 94H130L133 91V81L134 80H139ZM175 75L178 77H183V78H188L189 74L187 72H180V71H176ZM192 83H196L195 80L192 81ZM243 91V90H242ZM214 106H217L219 108H223V104L219 101V100H215L214 102ZM162 111V109H161ZM225 115H229L230 114L227 113L225 111ZM231 118V117H230ZM0 125H3V121H0ZM105 129H108L109 131L112 132L113 135H116L117 133L122 134V136L124 138H128V137H132V134L125 131L123 128H115V121L113 120V117L111 115H108L107 117H105L102 121H101V127L97 130V134L94 137V141L95 143L90 145V147H95L97 144H99L100 141V133L104 132ZM240 129H233V133H229L228 136H231L237 132H239ZM132 139L135 140V137H132ZM13 143H15L13 141ZM135 143L137 146H139L140 148H151L154 150L155 153H159L161 151V149H157L155 147V145H148L147 142L145 141H140V140H135ZM203 143V141H197L194 145H192L191 147L193 148V150L190 153V157H189V163L191 162L192 158H198V155L201 151V146ZM238 147H240L241 149H246L249 154L253 155V160L252 162H250L249 166L246 169V179H250L252 178L256 172H257V168H256V163L259 162L256 160V155L257 154H261L262 158H264V136H260V139L258 141V143L253 142L251 139L245 138L241 141L238 142ZM18 151L23 152V149H19L17 147ZM255 150V153H254ZM26 155V153H25ZM75 159V156H73L70 160L69 163L67 165H65L66 171L64 173V177L65 179L69 178V177H76L80 174L68 170L69 166L72 163V160ZM150 164L152 163V161L149 162ZM185 170H187V165L185 166ZM141 173H143L145 171V169H140ZM262 171H264V169H262ZM173 174L172 172H169V175ZM84 179L92 182V183H101L100 181H98L97 177L95 176H85ZM140 185V181H137L134 185L129 186L130 188H139ZM122 186H117V185H112L108 188V192H109V199H116L120 196V190H121ZM167 189H168V182L165 183V195L163 198L162 203L164 204V207L161 209V213H160V218L158 220L157 226L154 229L155 234H151L148 232H145L143 230L137 231L135 234L137 236V238H145L148 240H153V241H158L163 243L164 240H168L173 238L172 235L170 234H174L175 237H178L181 235L180 231L176 228V224L177 222H179V227L181 229H183V231L185 233H190L192 231H194L197 227H199V224L197 223L199 217L192 212V206L195 203V197H191L189 198L187 195H183L178 199L175 200H171L169 199V197L167 196ZM62 191L64 189H61ZM183 193H187L188 189H182L181 190ZM236 203H240L239 201H236ZM85 208H88L89 205L88 204H84ZM178 207L183 209V212L178 211ZM242 218H247V219H262L264 218V211L259 212L258 215H249L248 211H241L239 216L236 218V220L232 223V225L229 228V233H228V242L229 244L231 243V238H232V232L239 226L241 225V223L243 222ZM109 226H111V222H109ZM119 230V229H118ZM164 246L166 248L169 247L168 244H164ZM171 251H179L178 248L172 247L170 249ZM241 253V249L239 247H225L223 249V251L221 253H219L220 256H222L224 258L225 264H264V257H260L258 253H252L250 256L248 255H240Z\"/></svg>", "mask_w": 264, "mask_h": 264}]
</instances>
